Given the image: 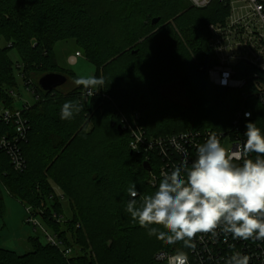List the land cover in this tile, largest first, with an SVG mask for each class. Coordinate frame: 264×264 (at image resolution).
I'll return each mask as SVG.
<instances>
[{
	"label": "trees",
	"instance_id": "trees-1",
	"mask_svg": "<svg viewBox=\"0 0 264 264\" xmlns=\"http://www.w3.org/2000/svg\"><path fill=\"white\" fill-rule=\"evenodd\" d=\"M227 15L220 0L206 8L190 0H0V42L5 43L0 45V103L14 109L11 49L20 55L18 72L26 87L32 85L38 96L22 109L30 125L19 144L24 171H15L0 148V204L7 191L77 252L65 256L59 247L30 238L32 251L24 255L0 248V264H161L156 261L161 251L189 254L197 234L187 243L169 244L149 236L127 213V189L136 185L138 202L154 193L160 180L152 186L144 164L157 173L164 158L156 153L147 160L131 151L130 135L124 129L120 135L118 127L123 128L124 116L138 113L148 138L208 130L236 135L235 116L246 104L251 121L264 130V107L256 99L246 101L242 91L217 87L209 78L216 64L209 26ZM155 19L159 22L153 24ZM71 39L103 80L87 104L80 79L55 61L57 42ZM48 73L65 75L74 88L44 92L30 79ZM68 102L79 111L62 120L61 107ZM245 124L239 128L246 140ZM13 132L11 123L0 122V138ZM56 188L71 208L65 222Z\"/></svg>",
	"mask_w": 264,
	"mask_h": 264
},
{
	"label": "built area",
	"instance_id": "built-area-1",
	"mask_svg": "<svg viewBox=\"0 0 264 264\" xmlns=\"http://www.w3.org/2000/svg\"><path fill=\"white\" fill-rule=\"evenodd\" d=\"M213 1L190 0L196 8H206ZM220 1L228 7V15L224 21L209 26V43L216 59V64L209 69L210 81L226 90L242 91L246 101L254 98L264 107V0ZM80 56V52H77L75 58ZM250 69H253V74L247 76V70ZM33 93L37 100L38 96L34 90ZM11 94L14 96L15 93ZM98 94V90L87 89L83 93V101L87 104ZM246 112L251 113V120L253 113L246 104L235 116L236 135L215 134L208 130L184 132L168 138H148L139 125L138 113H132L130 119L124 116L122 124L123 129L131 137V151L145 156L147 160L153 159L151 155L156 153L164 158L159 171L153 174L151 171L149 177L150 184L156 186L164 173L185 162L190 167L197 155L198 146L210 136L219 139L229 154L233 151L240 153V160H235L234 163L242 164L244 159H254L252 154L244 151L245 139L241 134L242 129L239 128L240 122L246 121L244 115ZM0 122L11 123L14 127L11 136L5 135L0 138V148L7 151L15 171L22 172L25 169V160L19 144L27 138L29 121L23 116L22 110L6 109L0 113ZM28 211L31 213V208H28ZM33 224L35 227L39 226L37 220H34ZM46 234L47 243L59 247L65 256L73 255V249L66 248L55 234L50 235L48 232ZM175 255L161 251L157 253L156 261L161 264H171V258ZM187 256L189 264H241L244 257L248 258V264H264V239L234 238L221 227H217L197 233Z\"/></svg>",
	"mask_w": 264,
	"mask_h": 264
},
{
	"label": "clouds",
	"instance_id": "clouds-1",
	"mask_svg": "<svg viewBox=\"0 0 264 264\" xmlns=\"http://www.w3.org/2000/svg\"><path fill=\"white\" fill-rule=\"evenodd\" d=\"M85 85H99L102 79L92 77ZM79 111L72 102L61 107L60 118L69 120ZM245 153L256 157L244 159L240 153L229 154L219 139L210 136L197 148L190 167L185 162L164 173L154 193L137 201L136 185L127 189L126 211L132 220L148 231L149 236L191 240L199 232L221 227L234 238L264 239V130L245 114ZM153 225H162L167 231ZM171 264H189L188 256L178 252ZM241 264H248L244 257Z\"/></svg>",
	"mask_w": 264,
	"mask_h": 264
},
{
	"label": "rangeland",
	"instance_id": "rangeland-1",
	"mask_svg": "<svg viewBox=\"0 0 264 264\" xmlns=\"http://www.w3.org/2000/svg\"><path fill=\"white\" fill-rule=\"evenodd\" d=\"M192 4V3H191ZM3 47L5 45L4 41L0 42ZM80 51L75 40H66L57 42L55 45V61L63 69L70 70L75 74L77 78L80 79L81 83L84 85L85 89L94 88V85H85L83 81L95 77L96 68L94 64L85 58L83 53L81 56L77 57L76 62L71 63V57H75L76 53ZM81 52V51H80ZM9 57L14 63L17 89H15L14 94V109L22 110L25 105H33L35 103V96L31 88H27L23 80L22 75L19 71V66H21V58L16 49H11L9 51ZM41 77L39 75H32L30 79L35 83L39 82ZM74 81L69 80L64 86L60 87L63 90L74 88ZM6 109L4 105L0 103V113ZM127 117V116H125ZM131 117V115H130ZM129 134V133H128ZM131 138V137H130ZM226 141V140H225ZM56 193L61 195V208L62 219L69 220L72 217L71 208L69 201L64 199L63 193L59 188H56ZM4 203L0 204V248L15 251L20 255H24L27 252L32 251V244L30 243V238H38L42 243L46 244L47 234L50 235L54 233L51 232L47 226L44 224L40 217H33L32 212L29 213L28 208L18 199L14 198L7 191L3 194ZM32 222H29V221ZM37 220L39 226L35 227L33 221ZM60 243H62L60 241ZM77 252H74L76 254Z\"/></svg>",
	"mask_w": 264,
	"mask_h": 264
},
{
	"label": "water",
	"instance_id": "water-1",
	"mask_svg": "<svg viewBox=\"0 0 264 264\" xmlns=\"http://www.w3.org/2000/svg\"><path fill=\"white\" fill-rule=\"evenodd\" d=\"M158 22H159V19H155L153 21V24H156ZM67 81H68V78L61 73H48L39 79L38 84H39V87L42 91L52 92V91L64 86L67 83ZM118 131H119L120 135L123 134V128L122 127H118ZM144 167L148 172L152 171L150 164L145 163Z\"/></svg>",
	"mask_w": 264,
	"mask_h": 264
},
{
	"label": "crops",
	"instance_id": "crops-1",
	"mask_svg": "<svg viewBox=\"0 0 264 264\" xmlns=\"http://www.w3.org/2000/svg\"><path fill=\"white\" fill-rule=\"evenodd\" d=\"M70 62H71V63L76 62V58H75V57H71ZM12 110H13V109H12Z\"/></svg>",
	"mask_w": 264,
	"mask_h": 264
}]
</instances>
